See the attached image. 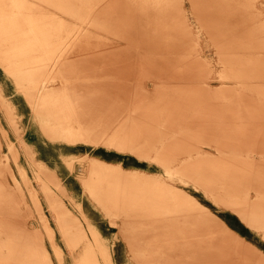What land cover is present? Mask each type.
Returning a JSON list of instances; mask_svg holds the SVG:
<instances>
[{"label":"bare ground","instance_id":"6f19581e","mask_svg":"<svg viewBox=\"0 0 264 264\" xmlns=\"http://www.w3.org/2000/svg\"><path fill=\"white\" fill-rule=\"evenodd\" d=\"M187 1L194 18L216 48L218 60L223 67L220 79L234 83V86L226 88L225 93L213 91V95L226 102L225 112L229 126L242 135L244 143L259 144L260 183L263 184L262 13L256 9L253 0ZM45 7L78 18L93 30L113 35L117 44L128 40L140 11L148 17L147 25L152 20L154 28L150 32L158 34L162 39V45L158 46L156 52L164 50L166 53H173L190 49L185 53L192 54L198 52V42L193 39L188 27L183 0H0V66L21 89L45 132L50 137L70 142L73 146L77 142L99 143L107 148L137 153L140 149L132 145V134L128 130L147 127V124L141 123V120L148 119L145 115L147 108L143 110V114L141 111L135 112L133 104L138 102L125 103V100L120 99L124 96L122 91L109 88L108 82L103 80L110 75L113 66L130 60L129 52H136L137 48L125 44L117 52L86 53L63 62H53L55 50L65 29L53 14L46 13ZM144 32L149 33V29L145 27ZM63 48L62 45L59 46L60 50ZM89 48L81 37L73 46L78 51ZM196 54L189 55L193 59L185 54L182 58L177 57L179 65L183 69L190 65L206 68V63L197 59ZM138 56L139 53H135L133 58L138 60ZM101 62L104 65L100 69ZM35 63L37 64L34 65ZM51 79L58 81L56 88L51 89ZM46 80L48 83L45 84ZM0 98H3L1 93ZM0 106L4 114L1 116L5 120V102L1 101ZM3 119L0 118L1 133H4L1 129ZM1 144L0 139V153L3 147ZM23 151L25 157L29 158V147H25ZM8 152L13 155L17 153L11 143L8 145ZM147 158L156 159L169 173L179 174L219 203L239 209L242 216L247 217V214L244 216L247 213V196L231 191L233 184L238 185V191L242 192L246 183L242 180L244 178L236 181L229 179L233 176L237 178L238 174L235 172L236 175L232 176V172L228 170L230 165L215 159L212 163L203 164L195 161L173 163L176 168L172 169L162 155ZM67 165L71 170L74 169L71 162ZM4 167L11 166L9 161L4 164L0 155V170ZM190 169L192 170L188 171ZM203 171H208L209 174L204 172L201 175ZM21 174L24 175L22 171ZM9 176L8 181H0V213L6 212L2 207L13 209L15 206L10 199L18 190V181L10 170ZM78 178L89 198L110 222L115 223L116 218L120 220L124 238L137 264H172L183 261L184 257L197 264H232L227 256L231 247L230 239L235 238L234 235L223 222L185 191L158 177L141 171L126 170L120 165L96 158L90 159L86 171L81 169ZM9 179L14 183L13 187L9 185ZM37 181L51 219L75 264H112L97 232L89 227L92 233L89 240V233L77 227L69 219L64 206L57 201L58 196L50 184L57 186L61 194L65 195L66 190L56 176L48 173L47 178L39 177ZM259 204L256 202L252 209L258 210ZM40 219L45 225L52 253L57 262L62 264L61 253L54 241L49 222L43 214ZM6 224L8 227L4 230L0 226V264H53L40 237H36L34 246L23 244V238L28 240L31 236L15 227L13 219ZM31 240L33 241V237Z\"/></svg>","mask_w":264,"mask_h":264},{"label":"rangeland","instance_id":"374dc122","mask_svg":"<svg viewBox=\"0 0 264 264\" xmlns=\"http://www.w3.org/2000/svg\"><path fill=\"white\" fill-rule=\"evenodd\" d=\"M253 4L264 19V0H253ZM183 7L193 39L198 42V52L195 51L198 55L195 52L192 54H196L197 59L200 58L206 63L204 69L198 65H190L183 69V66L179 65L177 57L182 58L184 54L192 55L185 53L191 51L190 49L174 50L173 53H166L164 50L161 53L156 52L158 46L162 45V39L158 34L150 32L151 28H154L152 20L151 24L147 25L149 19L140 11L128 40L117 44L113 35L93 30L78 18L61 14L54 9L46 7L44 9L46 13L53 14L56 20L61 21L65 29L55 50L53 62H63L70 57L86 53L117 52L120 47H125V44L137 48L136 52L135 50L129 52L130 60L113 66L114 71L103 79L108 82L109 88L122 91L124 96L120 99L125 100V103L138 102L136 105L133 104L135 112L141 111L143 114V110L147 108L148 112L145 115L148 119L141 120L147 127L128 130L132 134V145L140 149L137 153L107 148L99 143L77 142L73 146L70 142L50 137L39 124V118L14 79L0 66V93L3 96L0 102H5L6 112L4 120L0 106V118L3 119L1 129L4 131L0 132L3 146L0 155L4 159V164L9 161L11 166L0 170V181L2 183L6 179L8 181L9 170L18 181L15 196L9 198L15 206L13 209L8 206L2 207L6 212L0 213V226L3 230L6 229L8 227L6 222L13 219L15 227L30 233L31 237L28 240L23 238V244L31 245L34 242L36 244V237H40L42 246L44 241L53 264L59 263L49 246L45 225L40 219L41 214L46 217L52 229L54 241L61 253L62 264H75V261L68 253L63 238L51 219L47 202L37 181L39 177L47 178L48 173L54 174L66 190L65 195L61 194L57 186L50 184L58 196L57 201L69 213V219L89 233V240L92 238L89 227L97 232L99 241L107 251L112 264H137L124 238L120 220L116 218L115 223H111L89 198L80 183L78 176L81 169L86 171L90 159L93 158L120 165L126 170L141 171L158 177L191 195L221 222H223L221 216L226 215L231 227L225 226L235 237L230 239L228 261L232 264H264V183H260L259 144L246 145L242 135L230 128L225 112L226 102L216 99L213 91L225 93L226 88L234 86V83L220 79L223 67L218 60L216 48L194 18L187 0H183ZM145 27L149 29V33L144 32ZM72 36L81 37L90 48L79 51L73 49L79 38ZM60 45L64 47L61 50ZM135 53H139L138 60L133 58ZM189 57L193 59V56ZM103 65V62L99 64L100 69ZM99 80L102 81L101 78ZM49 82L51 89L58 86L56 79ZM44 83H48V80ZM115 99L117 100V94ZM123 114L125 115V112ZM10 143L17 151L14 155L8 152ZM25 147H29L31 151L29 158L24 155ZM154 155L156 157L162 155L172 169L176 168L173 167L174 164L191 161L212 163L215 159L220 160L222 164L230 165L228 170L232 172V176L237 172L238 174L237 178L233 176L229 179L236 181L244 178L242 180L244 184L246 183L242 192L238 191V185L233 184L231 191L247 196L245 206L247 213L244 215L247 214V217H243L239 209L219 203L202 188L179 174L169 173L155 161L156 159L147 158ZM69 162L74 169L69 168L67 165ZM204 172L209 174L208 171L200 174ZM9 183L11 187L14 186L11 179ZM256 202L260 203L258 210L252 209ZM8 212L12 215H7ZM234 218L247 225L250 232L244 231ZM97 255L100 259L99 254ZM172 264L197 263H191L190 259L184 257L183 261Z\"/></svg>","mask_w":264,"mask_h":264},{"label":"snow or ice","instance_id":"6c2138e0","mask_svg":"<svg viewBox=\"0 0 264 264\" xmlns=\"http://www.w3.org/2000/svg\"><path fill=\"white\" fill-rule=\"evenodd\" d=\"M221 219L223 220V222L225 223L226 226L231 227V225L229 224L228 219L226 218V215H225V216H221ZM234 219H235L236 222L240 225V227H241L242 229H244V231H246V232H250V229L248 228L247 225H245V224H243V222L239 221L238 218H234Z\"/></svg>","mask_w":264,"mask_h":264},{"label":"crops","instance_id":"0c3cea01","mask_svg":"<svg viewBox=\"0 0 264 264\" xmlns=\"http://www.w3.org/2000/svg\"><path fill=\"white\" fill-rule=\"evenodd\" d=\"M7 215H12V214H10V212H8ZM24 232H25V231H24ZM27 233H28V232H27ZM28 234L30 235V233H28ZM34 245H35V244H33V246H34Z\"/></svg>","mask_w":264,"mask_h":264}]
</instances>
